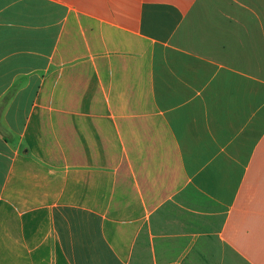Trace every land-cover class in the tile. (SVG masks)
<instances>
[{
    "label": "crops",
    "instance_id": "crops-1",
    "mask_svg": "<svg viewBox=\"0 0 264 264\" xmlns=\"http://www.w3.org/2000/svg\"><path fill=\"white\" fill-rule=\"evenodd\" d=\"M0 264H264V0H0Z\"/></svg>",
    "mask_w": 264,
    "mask_h": 264
}]
</instances>
